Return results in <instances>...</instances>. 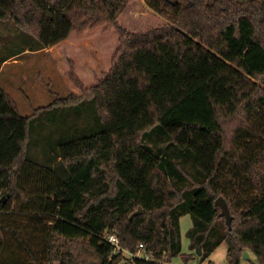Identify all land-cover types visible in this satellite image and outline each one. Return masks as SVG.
Listing matches in <instances>:
<instances>
[{"label":"trees","instance_id":"16d2710c","mask_svg":"<svg viewBox=\"0 0 264 264\" xmlns=\"http://www.w3.org/2000/svg\"><path fill=\"white\" fill-rule=\"evenodd\" d=\"M133 2L0 0V21L30 35L21 39L32 50L103 25L114 26L120 42L95 85L72 67L81 94L57 96L31 116L0 85V216L15 213L20 199L22 211L51 223L46 262L16 230L34 260L0 264H128L104 239L112 231L124 249L144 244L153 254L132 264H171L188 211L197 221L189 235L202 250L198 264L219 229L229 264H240L247 250L264 264V1L142 0L157 16L130 30L121 18ZM23 51L15 44L8 55ZM56 111L63 119L57 150L37 157L32 121ZM219 197L228 203L231 230Z\"/></svg>","mask_w":264,"mask_h":264},{"label":"rangeland","instance_id":"374dc122","mask_svg":"<svg viewBox=\"0 0 264 264\" xmlns=\"http://www.w3.org/2000/svg\"><path fill=\"white\" fill-rule=\"evenodd\" d=\"M213 1L208 0L209 3ZM138 4L142 5L143 10L136 7ZM132 9H135L133 15H131ZM156 16L142 0H134L132 6L123 14L121 23L127 29L142 30L144 26L148 27L153 24ZM14 36L22 38L30 35L19 29L13 21H0V40L2 37L11 38ZM119 44V35L112 25H103L85 33H71L66 40L55 45L56 56L54 58L50 54L23 55L20 58L22 65L3 66L1 80L5 82L4 87L19 113L23 116H31L37 108L47 107L57 96H67L70 92L81 94L69 78L72 67L86 86L95 85L110 70L113 55ZM1 45L0 62L15 44L1 42ZM26 75L28 78L25 80ZM20 86L23 90L21 96L17 92V87ZM87 107V112L90 114L91 108L89 105ZM57 112L52 115L49 113L39 115L32 121L30 150H34L33 153L37 157H41L40 152L43 149L57 150L53 147L61 135L57 131L63 122V119L57 118L59 117ZM65 117L68 118V115L66 114ZM52 159L53 156H50V160ZM62 167L65 168L62 163H55L52 169L60 171ZM64 171L65 179L69 172L66 168ZM37 188L38 185L33 187V189ZM12 206L16 208L15 213L0 216V261L29 263L34 260V257L25 251L15 238L13 231L19 230L37 260L40 263L46 262L47 253L44 249L47 242L48 226L51 225L48 217L32 211H22L20 199L14 200ZM196 226L197 221L191 212H185L180 221L181 253L173 259L171 264H198L200 262L202 256L199 254V250L201 248L200 246L194 248L193 239L189 235L190 230ZM7 228H10L11 231H8ZM220 230L217 231L215 238L208 240L209 246H203L204 252H208L209 247L212 246L213 250L201 262L202 264H229L227 261L228 245L225 241L220 240ZM245 252L250 258L242 256L240 264H261L251 251Z\"/></svg>","mask_w":264,"mask_h":264},{"label":"crops","instance_id":"0c3cea01","mask_svg":"<svg viewBox=\"0 0 264 264\" xmlns=\"http://www.w3.org/2000/svg\"><path fill=\"white\" fill-rule=\"evenodd\" d=\"M6 39H8V40H6ZM1 42L3 44H5V42H13L15 44H18L20 48H23L24 49V51L21 54H19V55H8V54L5 55V56H8L7 59L5 61H1L0 62V85L4 88V90L7 93H8V91L4 87L5 86L4 85L5 82L1 80L2 79V73H3V69H2L3 66H5V65H11V66L15 67V65H22L23 63H22V61H21L20 58L23 55H38V54L43 55V54H50L52 56V58H54L56 56V54L54 52L55 45L52 46V47H50V48H46V49H42V50H32L27 44H25V43L22 42V39L20 37H16V36L11 37V38L10 37H2L1 40H0V50L2 48ZM27 78H28V76L26 75L25 76V80ZM67 83H69V81ZM17 89H18L17 92H19V94L21 96L22 95V92H23L21 86L20 87H17Z\"/></svg>","mask_w":264,"mask_h":264},{"label":"built area","instance_id":"2783aa9c","mask_svg":"<svg viewBox=\"0 0 264 264\" xmlns=\"http://www.w3.org/2000/svg\"><path fill=\"white\" fill-rule=\"evenodd\" d=\"M104 239L112 244L115 248L116 252H122L124 256V261L127 262L128 264H132V260L136 257L138 258H143L145 260H152L153 259V254L146 252L145 251V246L144 244H140L138 250L136 252H130L129 250H126L122 247L120 239L115 232H107L104 235ZM197 264V263H195Z\"/></svg>","mask_w":264,"mask_h":264},{"label":"water","instance_id":"95a60500","mask_svg":"<svg viewBox=\"0 0 264 264\" xmlns=\"http://www.w3.org/2000/svg\"><path fill=\"white\" fill-rule=\"evenodd\" d=\"M5 200L6 199L4 198L1 201H5ZM215 204L221 208L220 216L225 218L226 224H227L229 230H231L232 229L233 217H232V215L230 213V209H229L228 203L226 202V200L223 197H219L216 200ZM141 212H142V208H139V210L136 211L133 214V216L141 214ZM199 254H201V250H199ZM243 258H250V256L247 254V252H244Z\"/></svg>","mask_w":264,"mask_h":264}]
</instances>
